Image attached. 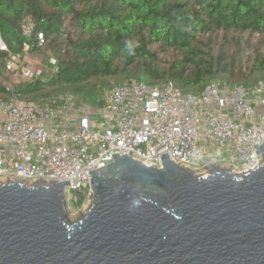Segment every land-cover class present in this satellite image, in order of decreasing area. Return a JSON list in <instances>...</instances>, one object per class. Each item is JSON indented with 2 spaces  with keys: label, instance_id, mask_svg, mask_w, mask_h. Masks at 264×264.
Instances as JSON below:
<instances>
[{
  "label": "water",
  "instance_id": "water-1",
  "mask_svg": "<svg viewBox=\"0 0 264 264\" xmlns=\"http://www.w3.org/2000/svg\"><path fill=\"white\" fill-rule=\"evenodd\" d=\"M257 153L255 169L206 175L114 155L74 222L69 181L0 180V264H264V139Z\"/></svg>",
  "mask_w": 264,
  "mask_h": 264
},
{
  "label": "built area",
  "instance_id": "built-area-1",
  "mask_svg": "<svg viewBox=\"0 0 264 264\" xmlns=\"http://www.w3.org/2000/svg\"><path fill=\"white\" fill-rule=\"evenodd\" d=\"M21 33L27 39L23 51L10 53L6 68L17 80L33 81L51 71L57 59L18 69L21 57L47 43L32 17L22 22ZM0 48L8 51L1 37ZM104 95L102 105L71 95L61 102L26 103L14 92L10 101L0 102V180L69 181L64 193L70 212L87 198L90 171L111 164L114 155L132 151L133 159L162 168L168 153L171 161L204 175L213 167L245 173L261 165L264 80L249 87L214 80L199 95L170 82L126 80Z\"/></svg>",
  "mask_w": 264,
  "mask_h": 264
},
{
  "label": "trees",
  "instance_id": "trees-1",
  "mask_svg": "<svg viewBox=\"0 0 264 264\" xmlns=\"http://www.w3.org/2000/svg\"><path fill=\"white\" fill-rule=\"evenodd\" d=\"M28 17L57 64L49 77L13 90L0 83L2 102L13 92L26 103L69 93L102 105L101 95L126 80L170 82L194 95L214 80L243 87L264 80V0H0V37L8 48H0L2 77L9 54L23 51Z\"/></svg>",
  "mask_w": 264,
  "mask_h": 264
},
{
  "label": "rangeland",
  "instance_id": "rangeland-1",
  "mask_svg": "<svg viewBox=\"0 0 264 264\" xmlns=\"http://www.w3.org/2000/svg\"><path fill=\"white\" fill-rule=\"evenodd\" d=\"M68 24H69V20L66 22V29L67 30L70 28ZM247 37L248 36L246 35L245 38H247ZM259 38H260V35L259 34H256L254 36V38H251L250 40L252 42V45H255L256 46L259 43ZM48 41L49 40L47 39V43H48ZM47 43H46V45H47ZM46 45H45L44 48L41 49V51L39 50V52L35 54V55H39L43 59V64H47L48 58L50 56H53L52 53H51V50ZM53 71H54V68L51 71H48L46 74H44V76H42L41 78H47V77H49L52 74ZM7 78L8 77H6V79ZM66 95H70V94L69 93H61V94H58V95L49 96V97L44 98V99H41L39 101H58V102H61V101H64ZM104 96L105 95L103 94V95H101L100 98H103L104 99ZM74 97L77 98V99L82 100L81 98H79L77 96H74ZM82 101L84 103H86V104H90V103L85 102L84 100H82ZM224 168L225 169H229L230 167L226 166ZM233 170L234 169H231V171H233ZM90 191H91V187L89 186V188H88V195H89V192ZM88 195H87L86 200H84V202L79 207H77V208H73L72 207L71 208V210L69 212V215H68V219L71 222H74V221L78 220L80 218V214H85V212L89 208V206H90V200H89V196Z\"/></svg>",
  "mask_w": 264,
  "mask_h": 264
},
{
  "label": "crops",
  "instance_id": "crops-1",
  "mask_svg": "<svg viewBox=\"0 0 264 264\" xmlns=\"http://www.w3.org/2000/svg\"><path fill=\"white\" fill-rule=\"evenodd\" d=\"M36 53H31L29 57H21L20 62L18 63V69H21L22 67H31L35 68L43 64V59L39 55H35ZM48 63V60H47ZM6 73L8 75V78L0 76V83L7 85V84H18L22 82L23 80H17L16 73L12 74L10 71L6 69ZM4 79V80H3ZM2 102V101H0Z\"/></svg>",
  "mask_w": 264,
  "mask_h": 264
}]
</instances>
